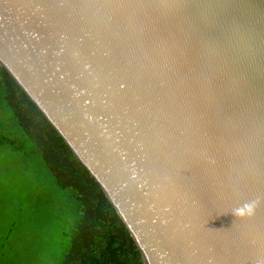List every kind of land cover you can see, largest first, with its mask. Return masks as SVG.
<instances>
[{
	"label": "water",
	"instance_id": "obj_1",
	"mask_svg": "<svg viewBox=\"0 0 264 264\" xmlns=\"http://www.w3.org/2000/svg\"><path fill=\"white\" fill-rule=\"evenodd\" d=\"M0 66L144 264H264V0H0Z\"/></svg>",
	"mask_w": 264,
	"mask_h": 264
},
{
	"label": "trees",
	"instance_id": "obj_2",
	"mask_svg": "<svg viewBox=\"0 0 264 264\" xmlns=\"http://www.w3.org/2000/svg\"><path fill=\"white\" fill-rule=\"evenodd\" d=\"M0 107L10 114L16 134L3 143L17 153L23 173L33 176L57 221L71 230L60 264H144L135 240L100 184L1 66Z\"/></svg>",
	"mask_w": 264,
	"mask_h": 264
},
{
	"label": "rangeland",
	"instance_id": "obj_3",
	"mask_svg": "<svg viewBox=\"0 0 264 264\" xmlns=\"http://www.w3.org/2000/svg\"><path fill=\"white\" fill-rule=\"evenodd\" d=\"M15 135L10 114L0 107V264H60L71 230L57 221L33 176L3 143Z\"/></svg>",
	"mask_w": 264,
	"mask_h": 264
}]
</instances>
